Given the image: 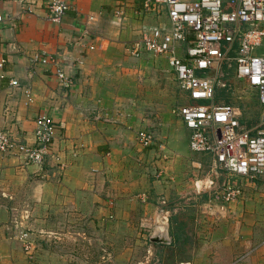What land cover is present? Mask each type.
I'll return each mask as SVG.
<instances>
[{"label": "crops", "instance_id": "0c3cea01", "mask_svg": "<svg viewBox=\"0 0 264 264\" xmlns=\"http://www.w3.org/2000/svg\"><path fill=\"white\" fill-rule=\"evenodd\" d=\"M69 1L71 8L57 22L46 17L43 0H0L7 17L0 23V128L32 144L38 116L49 115L57 125L44 165L0 154V264H75L66 254L41 249L34 235L37 249L29 258L12 236L13 227L36 233L95 230L97 236L105 219L130 212L137 200L145 202L147 213L157 203L156 214L146 218L156 230L160 214L171 239L164 244H172L168 217L158 207L172 194L201 200L214 214L212 223H223L205 230L207 240L193 264H264V230L228 225L242 215L243 187L236 200L223 205L214 198V185L225 178L224 171L215 174L213 157L190 149L191 131L174 110L195 101L178 88L165 57H133L124 49L141 24L167 22L166 13L145 14V0ZM121 6L122 18L115 13ZM91 14L97 19L92 33L85 34V16ZM35 53L56 61L35 62ZM57 68L71 78L70 88L62 86ZM216 78L213 101L234 105L240 122L254 129L264 106L259 102L263 109L256 124L242 111L246 94L258 100L255 90L237 78L233 62H225ZM12 79L20 86H12ZM140 130L154 133L156 142L144 147Z\"/></svg>", "mask_w": 264, "mask_h": 264}, {"label": "built area", "instance_id": "2783aa9c", "mask_svg": "<svg viewBox=\"0 0 264 264\" xmlns=\"http://www.w3.org/2000/svg\"><path fill=\"white\" fill-rule=\"evenodd\" d=\"M71 6L69 0H43L46 17L57 22L62 21ZM142 10L145 14L166 13L167 22L141 24L136 36L125 42L124 49L133 57L146 53L165 57L178 88L195 101L176 106L174 111L191 131L190 149L210 154L218 167L215 174L224 171L225 178L213 186L214 198L228 204L242 194L238 180L264 181V111L254 129L244 126L234 105L213 101L216 77L225 62H233L237 78L256 91L264 106V0H145ZM115 13L122 18L123 7ZM96 19L93 14L85 16V34L92 33ZM5 20L6 15L0 12V23ZM182 43L184 54L180 53ZM33 61L47 63L56 59L35 53ZM3 62L2 59L0 66ZM208 71L213 75H207ZM55 75L65 88L72 86L71 78L61 68L56 69ZM10 84L20 86L16 79ZM35 123L32 144L0 128V154L14 153L26 164L47 163L57 125L49 115L38 116ZM138 139L144 147L156 142L154 133L147 130H140ZM13 228L12 236L22 242L32 259L36 252L33 232Z\"/></svg>", "mask_w": 264, "mask_h": 264}, {"label": "rangeland", "instance_id": "374dc122", "mask_svg": "<svg viewBox=\"0 0 264 264\" xmlns=\"http://www.w3.org/2000/svg\"><path fill=\"white\" fill-rule=\"evenodd\" d=\"M245 96L248 102L242 114H246L251 124H256L263 107L256 96L251 93ZM238 183L244 190L242 203H238L242 215L233 216L228 225L233 230L241 227L264 230V181L244 184L238 180ZM197 200L188 199L186 194H172L164 202L160 200L158 207L164 208L173 240L169 245L151 241L155 230L146 217L156 214L157 203L147 213L145 202L141 200L135 202L130 212L120 211L119 217L110 221L105 219L104 230H98L97 236L95 230L31 231L39 239L41 249L66 254V258L71 257L75 264H189L188 261L193 264V258L199 256L207 240L205 230H213L215 225L223 226L221 222L213 224L210 206Z\"/></svg>", "mask_w": 264, "mask_h": 264}, {"label": "water", "instance_id": "95a60500", "mask_svg": "<svg viewBox=\"0 0 264 264\" xmlns=\"http://www.w3.org/2000/svg\"><path fill=\"white\" fill-rule=\"evenodd\" d=\"M167 226V224H166ZM151 241L158 242V243H170V238L168 236V230H166L163 233H157L154 231V233L151 236Z\"/></svg>", "mask_w": 264, "mask_h": 264}, {"label": "bare ground", "instance_id": "6f19581e", "mask_svg": "<svg viewBox=\"0 0 264 264\" xmlns=\"http://www.w3.org/2000/svg\"><path fill=\"white\" fill-rule=\"evenodd\" d=\"M199 183V182H198ZM166 230V221L165 219L159 214L157 218V226L155 232L163 233Z\"/></svg>", "mask_w": 264, "mask_h": 264}]
</instances>
